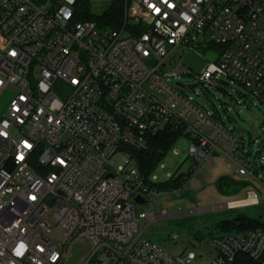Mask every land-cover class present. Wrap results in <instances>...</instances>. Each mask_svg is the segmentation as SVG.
<instances>
[{
	"label": "built area",
	"instance_id": "1",
	"mask_svg": "<svg viewBox=\"0 0 264 264\" xmlns=\"http://www.w3.org/2000/svg\"><path fill=\"white\" fill-rule=\"evenodd\" d=\"M85 1L88 14L80 0H0V264H191L195 251L174 256L139 227L160 215L136 197L158 203L161 191L127 147L171 125L188 136L193 168L218 153L258 175L231 125L169 80L191 70L180 60L169 71L168 58L214 43L199 80L224 76L264 103V0H122L114 26L91 18L104 0ZM257 201L250 190L219 206ZM205 243L209 264H264V226Z\"/></svg>",
	"mask_w": 264,
	"mask_h": 264
},
{
	"label": "rangeland",
	"instance_id": "2",
	"mask_svg": "<svg viewBox=\"0 0 264 264\" xmlns=\"http://www.w3.org/2000/svg\"><path fill=\"white\" fill-rule=\"evenodd\" d=\"M108 5L109 2L105 0L97 2L94 12L100 14ZM218 55L214 46L205 49H193L185 43L176 46L168 58V70L171 71L181 60L191 72L171 75L169 80L231 125L249 159L258 162V175L237 174L232 164L218 153L213 154L214 163L203 161L193 168V158L188 155L190 141L188 136L182 135L161 158L151 174V180L163 181L174 173L182 174L186 178L184 186L176 191H161L158 203L152 197L136 203L138 210H155L160 215L150 222L138 219L139 227L174 256L184 255L189 250L195 251L197 258L191 264H209L212 260L214 253L205 241L211 234L222 232L219 224L223 219L235 218L242 213L264 222V164H261L264 161V132L261 131L264 125V103L249 93L245 85L224 76L214 78L213 83L199 80L198 76L210 62L217 60ZM194 82H198V85L189 88L187 84ZM7 102L8 97L0 100V116ZM260 143L262 145L258 147ZM114 158L116 165H126L121 156L116 155ZM133 165V161L127 164L128 167ZM189 171L192 172L188 175ZM222 175L229 176L233 181L230 184L220 182L219 177ZM234 185H237V190ZM250 190L258 194L257 202L231 208L219 206L230 200L247 197ZM175 232L177 238L172 237ZM87 247L85 244L75 251V261Z\"/></svg>",
	"mask_w": 264,
	"mask_h": 264
},
{
	"label": "trees",
	"instance_id": "3",
	"mask_svg": "<svg viewBox=\"0 0 264 264\" xmlns=\"http://www.w3.org/2000/svg\"><path fill=\"white\" fill-rule=\"evenodd\" d=\"M80 7H84L85 12L88 14L90 8L87 1L80 0ZM122 15V0H114L113 2H111L110 6H108L102 13L92 14L91 18L96 19L101 25L109 24L111 26H114L120 19H122ZM212 45L214 46L215 44L213 43ZM215 116L221 118L216 112ZM182 135H184L182 129L167 125L165 126V128L155 133H150L147 137L146 146L141 148L127 147V150L135 159L141 175L147 182L157 186L160 191H176L180 190L184 186L183 184L186 178L184 177L185 175L183 176L182 174L174 173L168 179L163 181L151 180V174L161 158ZM190 172L192 171H189V173L187 174L189 175ZM256 172L258 173L259 169H257ZM229 178V176L222 175L219 177V180L220 182L230 184L233 180ZM234 188L236 189L237 185H234ZM219 225L222 231L247 230L252 229V227L256 228L262 225L264 226V222L259 221V219L257 218H252L241 213L235 218L223 219V221H220Z\"/></svg>",
	"mask_w": 264,
	"mask_h": 264
},
{
	"label": "water",
	"instance_id": "4",
	"mask_svg": "<svg viewBox=\"0 0 264 264\" xmlns=\"http://www.w3.org/2000/svg\"><path fill=\"white\" fill-rule=\"evenodd\" d=\"M197 85H198V83L197 82H194V83H190L189 84V87L190 88H195ZM258 147H261V143L258 145ZM136 201L137 202H142L143 201V198L141 196H137L136 197Z\"/></svg>",
	"mask_w": 264,
	"mask_h": 264
},
{
	"label": "crops",
	"instance_id": "5",
	"mask_svg": "<svg viewBox=\"0 0 264 264\" xmlns=\"http://www.w3.org/2000/svg\"><path fill=\"white\" fill-rule=\"evenodd\" d=\"M209 163H211V162H209ZM167 192H170V191H167ZM247 197H248V195H247ZM247 197H245V198H240V199H235V200H230V201H232V202H244V201L247 200Z\"/></svg>",
	"mask_w": 264,
	"mask_h": 264
}]
</instances>
